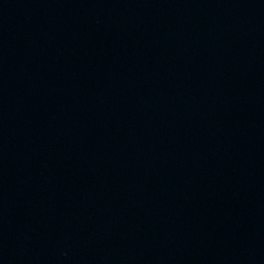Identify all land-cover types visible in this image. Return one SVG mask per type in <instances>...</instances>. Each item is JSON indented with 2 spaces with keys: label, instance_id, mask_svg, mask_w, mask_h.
I'll return each instance as SVG.
<instances>
[{
  "label": "water",
  "instance_id": "95a60500",
  "mask_svg": "<svg viewBox=\"0 0 264 264\" xmlns=\"http://www.w3.org/2000/svg\"><path fill=\"white\" fill-rule=\"evenodd\" d=\"M264 228V0H0V262Z\"/></svg>",
  "mask_w": 264,
  "mask_h": 264
}]
</instances>
